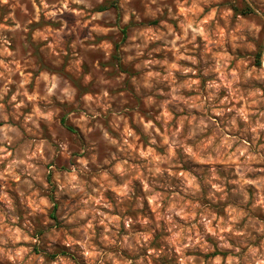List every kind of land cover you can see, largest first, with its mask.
I'll return each mask as SVG.
<instances>
[{
	"label": "clouds",
	"instance_id": "clouds-1",
	"mask_svg": "<svg viewBox=\"0 0 264 264\" xmlns=\"http://www.w3.org/2000/svg\"><path fill=\"white\" fill-rule=\"evenodd\" d=\"M0 264H264V0H0Z\"/></svg>",
	"mask_w": 264,
	"mask_h": 264
},
{
	"label": "rangeland",
	"instance_id": "rangeland-1",
	"mask_svg": "<svg viewBox=\"0 0 264 264\" xmlns=\"http://www.w3.org/2000/svg\"><path fill=\"white\" fill-rule=\"evenodd\" d=\"M52 218H53V219H55V217H54V216H53Z\"/></svg>",
	"mask_w": 264,
	"mask_h": 264
}]
</instances>
